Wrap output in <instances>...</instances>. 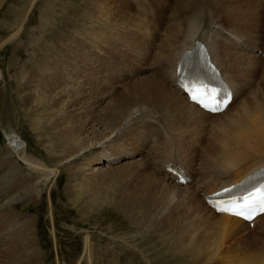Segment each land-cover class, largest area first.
<instances>
[{"label":"rangeland","instance_id":"374dc122","mask_svg":"<svg viewBox=\"0 0 264 264\" xmlns=\"http://www.w3.org/2000/svg\"><path fill=\"white\" fill-rule=\"evenodd\" d=\"M111 1L112 2H110V0H0V69L2 70H0V78L4 77L2 81L0 80V171L2 170V168H7L8 165L16 160V162L19 163V173L17 176L18 178L16 179L17 183H19V187L23 185V181H26L27 177L25 175L26 173L24 172L28 171L36 174L46 171L44 172L45 177L41 179L44 181H48L47 189L44 191L41 197L35 198V195H33L32 193L33 196L29 195L32 198V201H30L29 196L28 198L23 197L16 203L12 204V206L0 209V222L3 221V229H0V232H10V230L8 231L7 226H11L12 224L15 226V229H13L14 232L25 231L30 236L28 240L30 245H28L29 250L26 252V249H24L18 256V262H20V264H180V261L178 260V258H176V256L182 255V251L176 254L174 253L175 248H172L171 246L173 243L170 241L171 235H169V233H174V220L176 218V213L174 210H176L175 208L180 203L177 202L176 198H172V196H169V194L167 193H165L167 195H162L155 184L149 185V188L144 175H142L143 170L150 172V166H152L153 163H156L158 165L160 159H167L170 154L181 153L183 156L182 159L191 168L196 169L197 167V169L194 170V174H197L198 168L204 166V163L206 164L207 160L213 158V156L209 154L213 149L212 139L214 142V140L216 141V139L225 135H233L234 130L243 129V127L245 126L241 122H238L236 124L231 123L230 126L229 124L226 126V129L224 128L223 130H221L218 126V122H224L225 119H228L230 116H234V114L242 111L239 109L242 103H249V105L253 106L254 108L255 104H264L263 78H258L257 75H254L256 78L250 76L251 79L254 78L257 81L249 82L247 80H244V88V82L239 76V80L242 82V86L244 88V95L242 94V96L238 98L239 101L237 100L232 106V109L227 114L228 116L226 115L225 118H220L219 121L209 120L210 122L207 123V127L210 124L213 126L211 127L210 125L209 128L205 130L207 131L211 128V132L209 130V133L204 132L201 127H198V129L195 125L193 126L187 121L180 122L174 118H170L172 122L169 123L162 121L164 119V115L156 114L155 109H152L150 117L132 119L130 121L131 124L127 132V138L129 140L128 149L131 148L130 144L131 142L135 141L134 137L137 134H140V136H142L146 143L148 142L149 135H151L153 132L156 133L153 136L158 135V138L160 137L157 145H155V149L150 150V148L145 145L144 150L146 151L143 152V155H147V152H149L150 154L151 151L153 154L147 157L146 160L144 157L141 158V164H143L142 169L138 167L137 164H128L116 169L112 168L111 170L113 172L107 169L103 171L105 178L100 181L99 178H96L97 175L93 176L85 173L83 167H85V165L89 162L87 158H77L72 161H65L63 163L62 160L65 159L66 155L61 152V141L59 137L56 136V132H52L51 130H49L51 124L50 122H52L53 120L55 121L56 118V116L54 115L55 113H53L52 111H56L60 108L58 101L61 102L68 98L69 100H67L69 102H66L67 106H74L75 104H78V106L80 107L82 106L80 112L77 113V116L87 115L103 121L104 119L106 121L108 118H110V115L104 114V104H100L102 100L98 99L96 94L90 95L86 94L85 92L83 94V88L76 84L77 81L75 79L77 78L80 84V77L89 76L92 78L90 73L88 75L89 69L93 73V71L97 67L96 64L101 63L102 60L101 58L98 59L97 57L101 56L104 58L108 55H111L110 60L112 61L111 64H113V66H124V68H128L129 74L133 73L132 78L141 75L142 72L138 69V64L140 65V63L133 62V64L131 61H129V58H127L130 56L129 52L132 50L141 51V44L142 46H144L143 43L145 41L153 42L155 40L163 39L166 36V32L164 31V29L168 28L167 26H169L170 30L172 29L173 25L181 21L180 16L182 14L178 12L180 11L179 5L181 6V4H186V0H122L128 6L130 10H128L129 13H132L130 14V16L135 15L136 17H140V19L142 20L144 19V24H140L139 20L135 18V22L133 24H122V26L119 25V22H121V20H117L116 18H114L115 15L113 13V8L115 7V4L113 0ZM215 1L216 0H212V2L211 0L207 1L209 2L207 4H210L211 6L214 5L213 7L208 5L212 8V11L216 10L220 12L221 6H223L222 8H226L227 2L225 0ZM100 2H102V4ZM249 2L254 5L255 9L257 8L258 11H261V13H259L261 16H255V18H259L258 20L260 22L256 21V24L259 23V27L262 28V26L264 25L261 21L264 20V2L263 0H249ZM124 3L122 4L121 0L119 1V3L117 2L119 8L122 9L121 13L128 16L129 13L123 6ZM105 5H107L108 7H106ZM119 8L117 9L116 13L120 12ZM96 10H98L99 12ZM109 10L112 12H110ZM144 12L146 14H144ZM101 13L103 14L100 15ZM94 14L96 18L94 17ZM96 15H100L101 17H97ZM91 17L95 19H92ZM104 17L106 20L104 19ZM175 20H177V22H174ZM40 22H42V25ZM100 22L103 24H101ZM105 22H108V25ZM164 23L166 24L164 25ZM144 26L146 30L144 29ZM113 27H115V29ZM253 28H255L256 30L258 29L257 27ZM97 31L100 37L97 35ZM103 31H106L107 33H104ZM183 31L185 30H182V32ZM34 35L36 36L34 37ZM114 35H117V37ZM133 35L135 37H133ZM58 36L61 38H59ZM258 37L260 38V36ZM92 38H97L98 41L101 40L100 46L102 51L104 50L103 52H105L106 55H104L103 53H97L98 51L97 48L93 45L94 43L84 45L82 53V47L80 46L81 41H90V39ZM109 43H112V46ZM48 46L50 47L48 48ZM84 50L86 52H84ZM244 50L247 49L244 48ZM147 52L152 53L149 48L147 49ZM96 61L98 62L96 63ZM105 66L109 67V64ZM160 66L161 64H156L152 69L157 71ZM69 68L70 70H73L72 73L69 72ZM76 69H80L81 71ZM41 71H44L45 73ZM60 72L63 73L62 77ZM106 72L107 69L105 70L104 75L112 80L113 84L115 78L113 77L114 79H111V73ZM48 74L59 75L58 77H56L57 81L54 82L55 87L63 84L67 85L70 83L71 85H73L75 83L73 85L74 87L70 88H76V94H74V90L71 91V89L68 88L69 86H71L69 85L68 87L66 86V91L68 90L67 92L69 94L67 92L62 93L61 95H59V97H57V102L49 101L48 105L47 103H45L46 105L43 104V102H41V104L38 103L37 99L32 96V85L35 83V81H38L41 84V87L44 85V83L45 85H48L50 83L47 80ZM64 76L66 77V80ZM89 77H86L85 82L91 81ZM74 80L76 82H74ZM58 81H60V83L63 81V83L60 84ZM247 88H249V90ZM80 91L82 93V97ZM108 91L110 92L108 93ZM104 92L108 93V95H112L113 93L115 94V90L112 92V89L110 88L105 90ZM72 93L76 96H73ZM108 95L107 98L109 99L110 96ZM84 100L86 101V103L82 102ZM39 104L41 107L39 106ZM93 104L95 107L93 106ZM55 105H57L56 108ZM46 106L48 107L49 111L42 110V107L44 108ZM37 108L39 109L37 110ZM49 108L52 110H50ZM94 109L96 111H94ZM38 112L43 115H39ZM90 113L93 115H91ZM67 114L70 115L71 113H60V117L62 115L64 116L63 118H68L69 115ZM51 115H54L55 118H53L54 116ZM156 115L157 117H155ZM50 117H52L53 119ZM38 118H40L41 121ZM73 119L74 118H72V120ZM132 124L134 126H132ZM166 124H169V126ZM177 124L180 125L178 126ZM140 125L143 126V128ZM237 125L239 128L235 127ZM139 127H141V129ZM183 127L185 128V134L183 133L179 135L180 132H183ZM194 128L202 130L201 134L203 136L201 135L202 139L200 137L199 139H196L197 142L200 141V143H198L200 147L198 146V144H195L193 149H191L190 134L193 132V130H195ZM186 129H189L191 133H186ZM134 130L137 131V133ZM224 130H226V132H224ZM232 131L233 133H231ZM237 132L238 131H236V133ZM170 142L176 145L183 146V150L182 148L178 150L177 148H174V150L173 148H171V146L169 147L168 145L170 144ZM48 144L51 146H48ZM52 144L54 145V147ZM210 146L211 148H209ZM51 147L53 150L51 149ZM261 149L262 148H260V150ZM7 150L11 151L12 153L6 152ZM259 153H264V151ZM259 153L253 151V155ZM251 154L252 152L250 153V155ZM205 155L206 157L204 158ZM251 158L252 157L249 156V159ZM134 160L135 159L130 161ZM26 161H30L31 164H25ZM60 161L62 164H60ZM147 163H151V165H148ZM47 170L49 171L47 172ZM15 171L16 169H14V172L13 170H10V173L8 175L10 176L11 172L17 173ZM1 172L0 197L2 198H0V203L2 204V202L6 199L17 197L16 194H19L18 196L22 197L24 193L16 192L18 191L19 187L13 188L12 191H14H10L8 194L7 192H5L7 191V189L9 191V186L7 185L6 181L8 180V177L5 178L3 176L4 171ZM201 173L202 172L200 171L199 174H197L199 176L197 178V181H199L200 177H203ZM143 179L145 180L146 184H144L141 188V198H137L133 202L134 210H131L132 212H127L123 206H127V203L129 201L128 192L132 187L133 182H141ZM36 180L40 181L38 180V178H36ZM80 183L83 185L81 189L80 186H78V184ZM153 188L157 191H155ZM144 191L146 193H144ZM14 192H16V194ZM199 192L204 191L200 190ZM3 197L5 198L3 199ZM200 199L204 200V196H200ZM26 203H28L27 206L24 205ZM185 211L186 209L182 208L178 211V214L184 213ZM10 215L11 219L8 218V216L10 217ZM27 220H30V222H25L23 224V222ZM252 227L253 225H250L246 231L249 230L250 233L252 230V234H255L254 238L256 237L260 242L261 247H264V219L259 224L257 223L256 226H254L253 228ZM5 232L2 233L5 234ZM3 234H0L1 239H4L8 236V233L7 235L5 234L6 236ZM235 238L227 237L224 240V245L218 248L222 252L220 253L221 255L219 259H222V261L224 260L221 264H227V258L229 264H245V261L243 259L246 258L247 254L251 250L247 249V247L243 245L232 249L231 252L228 250L231 246L229 245L230 242L233 243ZM168 243H172L170 244L169 251H167L168 249H166ZM236 244L237 243H235V245ZM226 245L228 246L226 247ZM233 251L237 253L235 254ZM210 260L211 259H209L208 262ZM235 260H238L239 262L237 261V263ZM209 263L214 264L215 261H211Z\"/></svg>","mask_w":264,"mask_h":264},{"label":"bare ground","instance_id":"6f19581e","mask_svg":"<svg viewBox=\"0 0 264 264\" xmlns=\"http://www.w3.org/2000/svg\"><path fill=\"white\" fill-rule=\"evenodd\" d=\"M119 1L120 0H113V2L115 4V7L113 8L114 9L113 13L115 15L114 18H116L117 20L118 19L121 20V22H119L120 23L119 25H122V24L131 25L135 22V18H137L139 20L140 24L141 23L144 24V19L142 20V19H140V17H136L135 15H133V16L131 15L132 17L130 16V14H132V13H129L130 10H129L128 6L122 0H121V2H122V4L124 3L123 6L125 7L126 11L129 10L128 11L129 17L126 14L121 13L122 9H120L118 4H117V2L119 3ZM207 1L208 0H186L185 5L181 4V6H180L178 4L179 9H180V11H178V12H180L182 14L180 16L181 21H179L180 20L179 19L178 20L179 22L176 23L175 25H173L172 29H170V30H169V26H167L168 28L164 27L165 28L164 31L166 32V36L163 39L155 40L153 42L145 41L143 43L144 46H142V44H141V47H142L141 51L140 50H132L129 52L127 50L130 53V56L127 57V58H129L128 60L131 61L132 63L133 62H139L140 63V65L138 64V66H139L138 69L141 70L142 74L139 75L138 77L132 78L133 73L129 74V71H128L129 69L124 68V66L123 67L113 66V64H111L112 61L110 60L111 55H108L104 58L101 56L97 57L98 59L101 58L102 60H101V63H99V64L97 63L98 61H96V63L98 65L96 64L97 67L93 71V73L89 69L88 75L90 73L92 78L89 76L80 77V75H81L80 74L79 75L80 84H79V80L77 78L75 79L77 81L76 84H78L80 87L83 88L82 89L83 94H84V92L86 94H90V95L96 94L97 98L102 100L100 102V104L101 103H102V105L104 104L103 105V108L105 110L104 114L110 115V118H108V119L106 118L107 120L105 121V119H104V121H103L100 119L98 120V118H93V117L87 116V115H85L86 117L85 116H77L78 115L77 113L80 112V109L82 106L80 107V106H78V104H75L74 106H67L66 102L69 100L68 98H67L68 100L65 98H62L65 100H63L61 102L58 101L60 108L56 111H52L53 113H55L54 115L56 116V118L54 115H51V116H54L53 118H55V121L53 120L52 122H50L51 124L50 123H48V124H50L49 130H51L52 132H56V136L59 137V139L61 141V148H62L61 152L66 155L65 159L62 160L63 163L65 161H72V160L77 159V158H79V159L87 158L89 162L85 165V167H83L85 173L89 174V175H93V176L97 175L96 178H99L100 181H102L105 178L103 171L107 170V169H109V170H111L112 168L116 169V168H119L121 166L128 165V164H132V165L137 164L138 167H140L142 169L143 164H141V158L144 157L146 160L147 157H149L150 155L153 154L151 151L150 154H149V152H147L148 153L147 155H143V152L146 151V150H144L145 145H147L150 148V150L155 149V145H157L160 137L158 138V135L153 136L154 134H156L153 132L151 135H149L148 142L146 143V141L142 138V136H140V134H137L134 137L135 141L131 142V144H130L131 148L128 149L129 148V145H128L129 140L127 138V132H128V128L131 124L130 121L132 119H137V118H141V117L142 118L150 117L152 109H155L156 114L164 115V119L162 121L169 123V122H172V120H171L172 118L177 119L180 122L187 121L191 125H193V126L195 125L197 128L201 127L204 130V132L209 133V130L211 132V128L207 131H205V130L207 128H209V126L211 124L207 127V123L210 121H214V120L219 121L220 118H222V117L225 118V116L230 112V110L232 109V106L235 104V102L238 100V98H240L242 96L244 88H245L244 80H247L249 82L250 81H253V82L257 81L256 79H254V78L251 79V77H250V76L255 77L256 75L258 78H261V79L263 78V80H264V29H263L264 25L262 26V28L259 27V23L256 24V21L260 22L258 20L259 18L258 17L255 18V16H261L259 14V13H261V11H258L257 8L255 9L254 5H252L250 3L252 1L249 2V0H225L227 2L226 8H222L223 6H221L220 7L221 11L218 12L215 10L216 11V13H215V11H212V8H211L214 5L211 6L210 4H207V3H209ZM110 2H112V1L110 0ZM211 2H212V0H211ZM263 2H264V0H263ZM100 3L102 4V2H100ZM208 5H210L211 7ZM105 6L108 7L107 5H105ZM216 7H217V5H216ZM118 8H119L120 12H117L118 13L117 14L116 11ZM96 11H98V10H96ZM123 11H125V10H123ZM110 12H112V11H110ZM95 14H94V17H95ZM102 14L103 13H101L100 15H102ZM144 14H146V13L144 12ZM50 15H48V16H50ZM99 16H97V17H99ZM112 16H113V14H112ZM95 18H92V19H95ZM109 18H111V17H109ZM104 19H105V17H104ZM260 20H261V17H260ZM261 21L264 24V20H261ZM174 22H177V20H175ZM40 23L42 25V22H40ZM40 23H38V24H40ZM105 23H107V25H108V22H105ZM101 24H103V23H101ZM165 24L166 23H164V25ZM169 24H170V22H169ZM146 25H147V23H146ZM40 26H38V27H40ZM93 26H95V25H93ZM145 26H144V29H145ZM142 27H143V25H142ZM253 27H257L259 30L258 29L256 30ZM113 28L115 29V27H113ZM41 29H43V28H41ZM93 29H94V27H93ZM48 30H50V29H48ZM182 30H185V31L182 32ZM101 31H102V29H101ZM101 31H99V32H101ZM97 35L99 36L98 31H97ZM117 35H114V36L117 37ZM35 36L36 35H34V37ZM258 36H260V38ZM133 37H135V36L133 35ZM154 37H155V35H154ZM59 38H61V37H59ZM197 38L201 39L206 44V46L208 47V49L210 51L212 60L217 64L218 68L222 72L224 79L229 83V85L232 88L233 101L227 106V108L225 110L218 112V113H211L210 111H207V110L201 108L200 106H198V104L191 102L189 100L188 96L181 90V88L175 84V82H177V62L179 60V57L185 49L193 47L194 41ZM38 40H39V38H38ZM100 41H98L97 38L96 39L92 38V39H90V41L82 40L80 43L81 45L79 44L82 47V53H83L84 45L94 43L93 45L97 48V51H98V52L97 51H95V52H97L99 54L103 53L104 55H106L105 52H103L104 50L102 51V49H101ZM108 41H110V40H108ZM259 42L261 43V45ZM109 44H111V46H112V43H109ZM114 45H116V44H114ZM49 47L50 46H48V48ZM110 48H112V47H110ZM121 48H123V47H121ZM148 48L151 50L152 53L147 52ZM244 48L247 50H244ZM55 50H56V48H55ZM85 50H84V52H86ZM110 50H112V49H110ZM115 50H116V48H115ZM107 52H109V51H107ZM47 53H48V51H47ZM78 55H79V53H78ZM80 55H83V54H80ZM46 57H48V56H46ZM106 63L109 64V67L105 66V65H107ZM156 64H161V66L159 67V69L157 71L152 69L155 67ZM84 65H85V62H84ZM125 66H126V64H125ZM90 67H92V66H90ZM105 67H107V68H105ZM135 68H137V67H135ZM106 69H107V72L111 73L110 76L112 78L111 77L110 78L111 79L115 78V80L113 81L114 82L113 84H112V80H110L108 77H106L104 75L105 74L104 72ZM69 70H70V68H69ZM76 70H80V69H76ZM63 71H65V70H63ZM72 71L73 70H70L69 72L72 73ZM41 72H44V71H41ZM60 74L62 77L63 73L60 72ZM47 76H46L47 80L50 83L48 85H45V83H44L45 86L43 85L41 87V84L38 81H35V83L32 85L31 93H32V96L37 99L38 103L41 104V102H43V104L47 103V105H48L49 101L50 102L51 101L57 102V100H58L57 97H59V95H61L62 93L67 92L68 90L66 91V86L68 87L69 85H71V83L69 82L70 84L66 83L67 85L63 84V85H60L58 87H55L54 82L57 81L56 77H58L59 75H57V74H50L49 75L48 74ZM239 76L241 77L242 81L244 82L243 83L244 88L242 86V82L239 80ZM86 77L87 78L89 77V79L91 81L85 82ZM3 78L1 77L0 80L2 81ZM83 79H85V80H83ZM65 80H66V77H65ZM75 80H74V82H76ZM58 82L60 83V81H58ZM62 83H63V81L60 84H62ZM250 84H252V83H250ZM73 85L69 86L68 88L74 87ZM62 86H64V87H62ZM109 88L112 89V92L115 90V94L113 93L112 95L111 94L108 95V93L111 90L108 91V93L104 92L105 90H107ZM70 89H71V91L74 90L73 92L77 91V90H75L76 88L75 89L70 88ZM247 89L249 90V88H247ZM74 94H76V92ZM80 94L82 97L81 91H80ZM72 95H73V93H72ZM107 95L110 96L109 99L107 98ZM73 96H76V95H73ZM82 102L86 103L85 100ZM40 104H39V106H40ZM56 106L57 105H55V108H56ZM84 106H86V105H84ZM93 106H94V104H93ZM97 106H98V104H97ZM254 106H255V108L253 106H250L249 103H247V104L242 103L241 107L239 108L242 111L234 114V116H230L228 119H225L224 122H218V126L220 127L221 130H223L224 128L226 129V126L228 124L230 126L231 123L236 124L238 122H241L245 126L243 127V129H239V130L236 129L238 127V125L235 126L236 128L235 127L234 128L236 130H234V128H233V130H234L233 135H227V136L225 135V136H223L224 138L220 137V138L216 139V141L214 140V142L212 139L213 149L210 151L211 153H209V154H211L213 156V158H212L213 160L212 159L207 160L206 164L204 163V166H201L198 168L197 174H199V172L201 171L202 172L201 174L203 176V177H200L199 181H197V178L199 176L197 174H194V172H195L194 170H196L197 167L195 166L196 169L191 168L182 159L183 156L181 153L178 154V153L172 152L174 154H170V156H168L167 159L166 158L160 159L158 162V165L156 163H153L152 166H150L151 167L150 172H147L144 170L142 172L143 173L142 175H144L146 182L148 183V187H149V185L155 184L157 186V189L160 191V193H162V195L167 193V194H169V196H172V198H176L177 202L180 203L176 208L174 207L176 209V210H174L176 213V218L174 220L175 227L173 228L174 233H171V234L169 233V235H171L170 241L173 244L168 243V246L166 247V249H168L167 251H169L170 250V244H172L171 245L172 248L174 247L175 248L174 250L176 251V252L174 251L175 254L182 251L183 256L182 255L176 256V258H178V260L180 261V264H207L211 261L212 262L215 261L216 264H221L224 260L222 261V259H219L220 255H221L220 253H222V252L218 248L224 245V240L227 237H232V238L236 237L235 240L233 241V243L230 242V244H229V245H231L228 249L230 252L232 249L237 248L241 245H243V246L247 247V249L251 250V251L248 250L249 253L247 254L246 258L243 259L245 261V264H264V247H261V244L256 237L254 238L255 234H252V230L250 233H249V230L246 231L251 224L253 225V227L256 226L257 223L259 224L264 219V214L257 217V219L254 222L249 223V222L243 220L242 218H239V217H236L233 215L224 214V213H217L211 206L208 205V203L206 201L209 194L216 192V191H218V190H220L226 186L236 184L237 182L241 181L244 177H246L249 174L253 173L254 171L260 169L261 167H264V153H259V152L264 151V104H255ZM94 107H92V108H94ZM38 109L39 108H37V110ZM53 109H54V106H53ZM42 110L47 111L48 107L47 106L44 108L42 107ZM50 110H52V109H50ZM64 111L66 113H68V112L71 113L70 115L67 114L71 118H69V117L63 118L64 116H62V115L60 117V113H65ZM87 111H89V110H87ZM94 111H96V110L94 109ZM84 113H87V112H84ZM38 114L40 115L41 113L38 112ZM41 115H43V114H41ZM91 115H93V114H91ZM155 117H157V115ZM50 118H52V117H50ZM72 118H74V119L72 120ZM38 119H40V118H38ZM154 119H156V118H154ZM40 121H41V119H40ZM144 124H145V122H144ZM166 125L169 126V124H166ZM132 126H134V125L132 124ZM141 127L143 128V126H141ZM141 127H139V128L141 129ZM184 127L182 128L183 132H180L179 135H181L183 133L185 134V130H184L185 128ZM211 127H213V126L211 125ZM198 129L193 130L192 133L190 132L189 129H188L189 131L186 129V133L187 132L191 133L190 134V136H191L190 137L191 138L190 139L191 149H193L195 144L197 145L198 143H200V141L199 142L196 141L197 138L199 139V137H200L202 139V137H201V135H202L201 131L202 130H198ZM215 129H216V127H215ZM236 131H238V132L236 133ZM135 132L137 133V131H135ZM214 132H215V130H214ZM224 132H226V130H224ZM231 133H233V131ZM220 135H222V134H220ZM143 136H144V133H143ZM152 136H153V138H152ZM155 141H156V143H155ZM160 143H161V141H160ZM48 146H51V145L48 144ZM168 146L169 147L171 146V148H173V149L177 148V150L181 149L183 147L181 145H176V144L171 143V142ZM198 146H199V144H198ZM198 146H197V148H198ZM53 147H54V145H53ZM202 148H204V147H202ZM209 148H211V146ZM260 148H262V149L260 150ZM51 149H52V147H51ZM182 150H183V148H182ZM253 151L256 153H259V154L253 155ZM6 152L12 153L9 150H7ZM251 152H252V154L250 155ZM206 155L204 156V158L206 157ZM249 156H251L252 158L249 159ZM133 159H135V160L130 161ZM193 159H194V157H193ZM201 163H203V162H201ZM25 164L30 165L31 163H30V161H26ZM60 164H62L61 161H60ZM147 164L151 165V163H147ZM14 169H16L15 172H17V173H13ZM18 169H19V163L16 162V160H15L10 165H8L7 168L5 167V169L2 168V170H1V171H4L3 176L5 178L8 177V180H6V181H7V185L9 186V191H8V189H7V191H5V192H7V194L10 191H12L13 188L19 187L18 186L19 183H17V181H16V179L18 178L17 177L18 173H19ZM20 169H21V167H20ZM171 169H175V172H177V171L184 172L186 177H188L189 180H187L186 182H180L178 179V175L175 174L174 172H171L170 171ZM10 170H13V172H11V175L9 176L8 174L10 173ZM1 171H0V175L2 173ZM48 171L49 170H47V172ZM44 172H46V171H43L42 173L40 172L37 174L30 172V171L24 172V173H26L25 175L27 177L26 181L25 182L23 181V183H22L23 185L20 184L21 186L19 187L18 191H16L17 193L18 192L24 193V195L23 196L21 195L22 197H19L18 196L19 194H16V192H14L17 195V197H13V198L10 197L11 199L4 200L2 202V204L0 203L1 204L0 209L6 208L8 206H12V204L16 203L21 198H23V197L28 198V196L32 195V193H33V195H35L34 196L35 198L41 197L42 194L44 193V191L47 189V186H48V181L47 180L44 181L41 179V178L45 177ZM114 175H115V173H114ZM110 176H112V175H110ZM36 178H38V180H40V181H37ZM146 182L144 179L141 182H136V181L133 182L132 187L130 188V190L128 192L129 201L127 203V206H125V205L123 206L127 212H132L131 210H134L133 202L137 198H141V192L140 191H141L142 186L144 184H146ZM78 186H80V189L83 187V185L81 183L78 184ZM154 190L157 191L156 189H154ZM200 190L204 191V192H199ZM144 193H146V192L144 191ZM167 194H165V195H167ZM200 196H204V200H201ZM0 198H2V197H0ZM4 198L5 197H3V199ZM29 199H30V201H32L31 197ZM24 202H27V201H24ZM24 205L27 206L28 203H26ZM117 206H122V205H117ZM182 208H185L186 211L184 213L178 214L179 213L178 211ZM7 215H8V213H7ZM8 218L11 219V215H10V217L8 216ZM16 220H17V218H16ZM25 222H30V220L24 221L23 224ZM0 224H2V225H0V229L2 230L3 229V221L0 222ZM259 227H260V225H259ZM7 229H8V231L10 230V232H5V231L0 232V234H3L5 232L6 235L8 233V236L5 237L4 239L0 238V264H20V262H18V256L20 255V252L23 251L24 249H26L25 250L26 252L29 250L30 245H29L28 240H29L30 236L25 231L24 232H20V231L14 232L13 229H15V226L12 224H11V226H7ZM7 229H6V231H7ZM5 234H3V235H5ZM167 234H168V232H167ZM30 240H32V239H30ZM235 243H237V244L235 245ZM27 246H28V248H27ZM227 246L228 245H226V247ZM34 248H35V246H34ZM234 253L236 254L237 252H234ZM172 257H173V255H172ZM30 258H31V255H30ZM209 259H211V260L208 262ZM227 259H226L227 264H229ZM238 260H239V258H238ZM209 264H211V263H209ZM239 264H241V263H239Z\"/></svg>","mask_w":264,"mask_h":264},{"label":"snow or ice","instance_id":"6c2138e0","mask_svg":"<svg viewBox=\"0 0 264 264\" xmlns=\"http://www.w3.org/2000/svg\"><path fill=\"white\" fill-rule=\"evenodd\" d=\"M191 99L204 104L202 97L207 95L203 88H193ZM228 97L219 100L209 110L213 112L222 111L223 106H227ZM208 107V105H204ZM217 210L224 214L233 215L247 221L253 220L258 214H264V187L256 189L255 192L250 193L248 196L243 197L240 201L225 202L223 205H217Z\"/></svg>","mask_w":264,"mask_h":264}]
</instances>
